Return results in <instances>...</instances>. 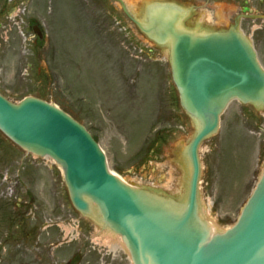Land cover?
I'll list each match as a JSON object with an SVG mask.
<instances>
[{
  "label": "rangeland",
  "instance_id": "rangeland-1",
  "mask_svg": "<svg viewBox=\"0 0 264 264\" xmlns=\"http://www.w3.org/2000/svg\"><path fill=\"white\" fill-rule=\"evenodd\" d=\"M10 2L0 0V9L6 3L2 12ZM125 2L139 19L149 3H175L190 10L187 27L227 29L239 22L249 37L261 20L247 19L241 26L245 8L264 14V0ZM18 8L25 11L24 19L0 18V90L13 102L32 95L73 114L98 136L109 168L132 186L174 198L185 195L186 147L196 125L180 103L167 47L150 42L113 0H20ZM29 16L44 28V43L34 42ZM95 21L108 27V46ZM199 155L201 207L212 226L223 231L236 222L264 169V109L232 101L218 133L201 143ZM2 162L17 168L26 163L24 178L34 180L50 177L52 166V177L61 179V223L72 231L67 239L61 231V264L74 254L78 264H133L118 234L73 206L52 159L28 155L0 138ZM6 238L0 236V246H11ZM33 239L40 246L52 241L42 231Z\"/></svg>",
  "mask_w": 264,
  "mask_h": 264
},
{
  "label": "water",
  "instance_id": "water-1",
  "mask_svg": "<svg viewBox=\"0 0 264 264\" xmlns=\"http://www.w3.org/2000/svg\"><path fill=\"white\" fill-rule=\"evenodd\" d=\"M188 16L189 10L166 2L148 4L141 19L133 17L149 38L169 48L181 104L196 125L186 149L185 195L127 183L110 170L83 124L41 98L13 102L0 94V129L28 151L58 162L74 206L121 235L134 264H264V170L236 223L224 231H212L199 199L200 144L218 132L231 101L264 106V67L236 26L186 27Z\"/></svg>",
  "mask_w": 264,
  "mask_h": 264
},
{
  "label": "flooded vegetation",
  "instance_id": "flooded-vegetation-1",
  "mask_svg": "<svg viewBox=\"0 0 264 264\" xmlns=\"http://www.w3.org/2000/svg\"><path fill=\"white\" fill-rule=\"evenodd\" d=\"M19 2L20 0H13L7 3L9 8L6 13L2 12L5 11L4 3V7L0 9V18L14 16L15 19H24L25 11L18 8ZM245 10L247 14L241 17V26L247 24V19L261 20L260 25L253 27L252 40L264 64V14L254 12L253 9L249 12V8ZM29 20L28 26L34 34V42L44 43V28L32 16H29ZM94 25L95 31H99L101 41L108 46L112 38L108 27L104 26V22L100 24L95 21ZM3 35L4 32H0V38ZM251 106L262 110L254 104ZM23 152L31 155L26 150ZM26 167V163L21 164L20 168L11 162L0 164V236H8L6 240L11 243V246H0V264H61V179L52 177L53 167L49 168L48 178H24ZM41 231L50 234L52 240L50 242L48 239L42 246L33 242L34 236ZM73 256L67 264H78Z\"/></svg>",
  "mask_w": 264,
  "mask_h": 264
},
{
  "label": "bare ground",
  "instance_id": "bare-ground-1",
  "mask_svg": "<svg viewBox=\"0 0 264 264\" xmlns=\"http://www.w3.org/2000/svg\"><path fill=\"white\" fill-rule=\"evenodd\" d=\"M212 230H213V231H216L217 228L212 226ZM121 243H122V242H121ZM123 247H124V246H123Z\"/></svg>",
  "mask_w": 264,
  "mask_h": 264
},
{
  "label": "trees",
  "instance_id": "trees-1",
  "mask_svg": "<svg viewBox=\"0 0 264 264\" xmlns=\"http://www.w3.org/2000/svg\"><path fill=\"white\" fill-rule=\"evenodd\" d=\"M95 138L98 139V136L96 134H94Z\"/></svg>",
  "mask_w": 264,
  "mask_h": 264
}]
</instances>
